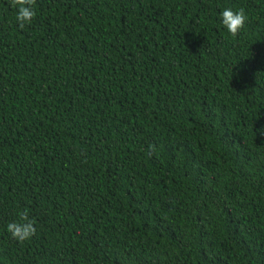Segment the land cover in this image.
I'll list each match as a JSON object with an SVG mask.
<instances>
[{"label": "trees", "instance_id": "16d2710c", "mask_svg": "<svg viewBox=\"0 0 264 264\" xmlns=\"http://www.w3.org/2000/svg\"><path fill=\"white\" fill-rule=\"evenodd\" d=\"M32 7L0 0V264H264V0Z\"/></svg>", "mask_w": 264, "mask_h": 264}, {"label": "clouds", "instance_id": "9594fccd", "mask_svg": "<svg viewBox=\"0 0 264 264\" xmlns=\"http://www.w3.org/2000/svg\"><path fill=\"white\" fill-rule=\"evenodd\" d=\"M34 3L35 0H11V6L17 9L16 21L19 28L23 29L26 24H30L34 19L35 11L32 7ZM220 15L222 25L232 37L238 36L240 31L245 27L248 19L243 8L237 11L225 8ZM18 216V221L7 224V231L14 240L24 242L35 235V222L29 218L27 210L19 212Z\"/></svg>", "mask_w": 264, "mask_h": 264}]
</instances>
